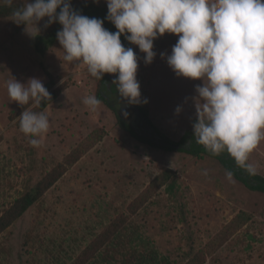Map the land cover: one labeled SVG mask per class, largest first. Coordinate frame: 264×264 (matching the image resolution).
Masks as SVG:
<instances>
[{
    "label": "rangeland",
    "instance_id": "374dc122",
    "mask_svg": "<svg viewBox=\"0 0 264 264\" xmlns=\"http://www.w3.org/2000/svg\"><path fill=\"white\" fill-rule=\"evenodd\" d=\"M99 3L106 6V0ZM46 20L37 24L40 31L47 28ZM6 22L0 18V30ZM28 30L35 29L29 26ZM32 40L23 26L0 48V213L94 127H107L111 133L68 167L0 234V264H71L118 217L123 218L130 250H154L160 258L179 264L240 210L249 212L250 220L203 264H264L263 193L248 189L211 156L197 159L185 152L159 149L128 131L126 137L118 135L116 114L129 119L132 104L107 91L108 104L101 101L91 111L82 103L85 96L96 92L86 66L63 61L57 39L44 53L36 52ZM43 67L54 76L65 74L59 83L67 79L69 90L47 109L50 128L42 146L35 148L19 129L21 112L10 115L20 105L9 100L6 83L12 77L21 83L37 77L45 85L48 77ZM136 79L141 97L151 99L150 115L162 132L179 139L186 130H193L192 117L200 103L195 86L202 85L201 80L177 77L167 62L137 72ZM178 106L179 113L175 111ZM142 137L150 140L147 133ZM151 139L156 142L155 137ZM248 161L255 172L264 175L259 170H264V141ZM166 167L174 171L172 185L162 187L130 213L131 201ZM109 251L116 254L119 246L101 248L93 264L123 263L118 256L106 255Z\"/></svg>",
    "mask_w": 264,
    "mask_h": 264
},
{
    "label": "clouds",
    "instance_id": "9594fccd",
    "mask_svg": "<svg viewBox=\"0 0 264 264\" xmlns=\"http://www.w3.org/2000/svg\"><path fill=\"white\" fill-rule=\"evenodd\" d=\"M3 3L11 7L14 0ZM106 6L105 19L115 32L104 28L103 20L74 10L71 0H25L13 11V21L32 38L40 34L37 24L45 17L44 27L59 23L56 39L63 61L82 62L98 81L105 73L116 74L119 96L135 105L147 103L136 79L138 57L120 37L138 46L149 64L157 55L154 40L177 35L171 53L160 56L177 77L202 81L195 86L200 101L192 126L196 142L214 156L227 152L253 172L249 156L264 141V0H106ZM6 88L10 101L30 104L18 117L19 129L32 147H41L50 116L34 109L51 100L49 91L37 77L25 83L12 77ZM82 103L96 111L101 100L90 94Z\"/></svg>",
    "mask_w": 264,
    "mask_h": 264
},
{
    "label": "trees",
    "instance_id": "16d2710c",
    "mask_svg": "<svg viewBox=\"0 0 264 264\" xmlns=\"http://www.w3.org/2000/svg\"><path fill=\"white\" fill-rule=\"evenodd\" d=\"M71 5L74 10H78L80 14L86 15L90 18L95 17L103 20V27L111 32H115V26L105 19L107 14V7L99 3V0H71ZM23 3H13L11 7L0 4V18H6L7 22L0 30V48L24 26L23 24L17 25L13 20V11L22 7ZM59 11V9H57ZM61 28L59 23H52L45 30L40 31L32 40V46L38 53H44L49 49L56 41V32ZM122 44L125 47L133 48L138 57V70L137 72L145 71L154 68L156 65L165 63L166 58H161L160 53H171L172 46L176 43L178 36L175 34L165 33L162 36L156 38L153 42V50L157 53L153 61L149 64L144 63V53L140 52L138 46L128 42L124 35L120 37ZM44 72L48 77L47 83L44 85L50 93L51 100H45L39 109L35 111H43L44 108L54 101L58 95L68 87L67 79L59 83V81L65 77V74L52 75L46 68ZM90 75V74H89ZM91 77V75H90ZM96 83L95 96L103 103L108 104V98L106 96L107 91L119 96L116 91V86L113 84V80L116 78V74L105 73L102 80H96L91 77ZM120 97V96H119ZM122 98V97H121ZM145 97H142V99ZM126 100L125 98H122ZM30 105V104H29ZM29 105L19 106L16 110L11 111L10 115L18 114L27 108ZM134 108L138 110V113L144 118L148 125L152 128V134L155 137L156 142L150 141L148 138L138 136L130 124L126 122L120 114H116L117 122L120 127L128 131L132 136L140 141L146 142L154 147L163 149L166 151H180L188 153L197 159L203 158L205 155L211 156L217 159L222 166L244 186L253 191H258L264 194V175L255 171L249 172L246 168L239 166L235 160L227 152L220 155H212L202 145L198 144L193 136V130H186L179 139H172L167 136L161 129H159L149 118V100L147 103H141L138 105L132 104ZM196 119H194V123ZM106 135V130L103 127H94L87 135L82 137L78 143L72 147L60 161L56 162L48 171L29 188L23 191L17 196L11 204L5 207L0 213V234L11 225L16 219H18L31 205L37 202L42 195L65 173L68 167L72 166L78 161L86 152H88L93 146ZM191 140L188 144L187 141ZM248 163V162H247ZM249 164V163H248ZM174 171L171 168H164L160 171L146 186L145 188L131 201L128 206L130 213H135L142 205L148 202L159 189L162 187L169 188L172 185ZM250 213L244 210H240L236 213L232 219L224 224L222 228L201 248L194 251L185 261L179 264H203L207 256L211 255L218 247L223 245L236 231L241 229L249 220ZM123 218L118 217L113 220L104 231L98 235L82 252L77 259L71 264H93L96 260L95 257L100 253V249L103 247H109L110 245H118L119 252L113 254L109 251L110 257L119 258V262L122 264H171L166 259L160 258L154 250L140 251L130 245V238L124 239L127 236L126 230L123 229ZM115 241L117 243H115ZM106 256L103 257V259ZM111 262V261H110ZM118 262V263H119ZM101 264V263H100ZM116 264V263H114Z\"/></svg>",
    "mask_w": 264,
    "mask_h": 264
},
{
    "label": "crops",
    "instance_id": "0c3cea01",
    "mask_svg": "<svg viewBox=\"0 0 264 264\" xmlns=\"http://www.w3.org/2000/svg\"><path fill=\"white\" fill-rule=\"evenodd\" d=\"M33 39V38H32ZM17 42V41H16ZM14 50H18V48H14ZM159 65V64H158ZM158 65H156L155 66V68L156 67H158ZM155 70V69H154ZM49 72L50 71H52V70H48ZM51 73V72H50ZM69 89L68 88H66L64 91H62L59 95H58V97L56 98V99H61V97H63V95L66 93V91H68ZM78 92H79V94L80 93H82L83 92V90H82V88L80 89V87L78 88ZM150 97H151V95H150ZM55 101V100H54ZM54 101H52L51 103H53ZM150 101H151V99H150ZM149 101V102H150ZM51 103L50 104H48L45 108H44V110L43 111H47V109H49V107H51ZM150 106V105H149ZM150 109H149V118H150V120L158 127V128H160L157 124H156V122H154V120L152 119V116L150 115ZM195 117V118H194ZM194 117H192V120H194V119H196V112H195V114H194ZM112 129V128H111ZM118 129H119V132H117V134L118 135H120V136H124V137H126V134H125V132H126V130L125 129H123L122 127H120V126H118ZM105 130H106V132L108 133V134H106L105 135V137H104V139L105 138H107L109 135H110V133H111V131H110V129L109 128H105ZM162 130V129H161ZM103 139V140H104ZM248 163H249V161H248ZM251 165V164H250ZM252 166V165H251ZM256 168V167H255ZM259 170L260 171H262L263 173H264V170L262 169V168H260L259 167Z\"/></svg>",
    "mask_w": 264,
    "mask_h": 264
},
{
    "label": "water",
    "instance_id": "95a60500",
    "mask_svg": "<svg viewBox=\"0 0 264 264\" xmlns=\"http://www.w3.org/2000/svg\"><path fill=\"white\" fill-rule=\"evenodd\" d=\"M137 111V109L136 108H134L133 109V112H136ZM126 122H128L129 124H130V126H131V128L133 129V131L138 135V136H141L142 137V135L144 136V133L146 134H148L149 135V137H150V140H152L151 138L153 137V134H152V128H151V126L150 125H148V126H145V127H138V126H136L135 124H134V122L130 119H126ZM141 131H143V132H141Z\"/></svg>",
    "mask_w": 264,
    "mask_h": 264
},
{
    "label": "flooded vegetation",
    "instance_id": "af4514ba",
    "mask_svg": "<svg viewBox=\"0 0 264 264\" xmlns=\"http://www.w3.org/2000/svg\"><path fill=\"white\" fill-rule=\"evenodd\" d=\"M134 109V108H133ZM133 109L131 110L132 112L130 113L129 120L131 119L134 124L138 127H145L148 126V123L144 120V118L138 113V110L136 112H133ZM153 133V132H152ZM154 136V135H153Z\"/></svg>",
    "mask_w": 264,
    "mask_h": 264
}]
</instances>
